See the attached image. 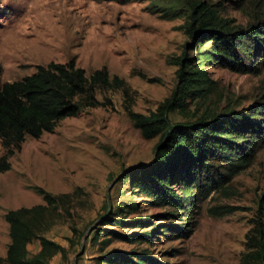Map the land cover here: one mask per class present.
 <instances>
[{"label":"rangeland","instance_id":"obj_1","mask_svg":"<svg viewBox=\"0 0 264 264\" xmlns=\"http://www.w3.org/2000/svg\"><path fill=\"white\" fill-rule=\"evenodd\" d=\"M128 1L0 0L1 83L20 81L37 66L73 60L86 76L106 68L129 89L127 100L121 90L96 91L105 108L84 109L38 140L26 137L21 150L9 158L10 170L0 174V258L10 242L4 215L45 206L37 188L53 196L68 195L47 209L40 229L66 250L65 257L57 254L50 264H97V258L112 251H147L167 264H242L248 252L245 245L264 196V142L224 186L206 198L197 197L195 207L185 210L160 206L125 179L129 170L155 160L160 142V137L143 139L125 107L142 115L154 112L177 86L173 59L185 51L195 53L189 47L186 0ZM200 1L220 4L221 17L233 27L246 30L264 23V0ZM163 8L179 9L180 16L167 21L153 13ZM246 64L254 72L236 74L205 64L213 81L210 94L188 101V114L172 113L171 122L247 113L264 104V59ZM4 153L0 145V157ZM174 190L178 195L190 192ZM135 220L146 223L128 224ZM133 233L150 234V242L121 239ZM39 249L38 241L31 243L29 256Z\"/></svg>","mask_w":264,"mask_h":264},{"label":"trees","instance_id":"obj_2","mask_svg":"<svg viewBox=\"0 0 264 264\" xmlns=\"http://www.w3.org/2000/svg\"><path fill=\"white\" fill-rule=\"evenodd\" d=\"M186 4L189 47L195 53L191 56L185 51L173 59L172 65L178 68L175 90L148 115L134 113L129 106L125 107L143 139L160 137L155 160L129 170L125 179L160 206L174 210L195 207L197 197L206 198L210 192L224 186L251 160L258 144L264 142L261 119L264 104L248 109L247 113H213L198 118L193 116L195 119L190 122H171L169 116L172 113L188 114V101L203 100L210 94L213 81L203 68L205 64L236 74H248L254 69L249 68L246 61L264 59V23L242 30L221 17L220 4L200 0H186ZM156 12L167 21L180 16V10L176 8L153 11ZM205 43L211 45L199 49ZM140 77L146 79L144 75ZM148 82L156 81L148 79ZM98 90H121L125 100L129 97L125 81L117 76L110 77L106 68L86 76L84 69L76 67L73 60L65 64L50 62L46 66H37L33 74L20 81L1 83L0 80V145L5 149L0 157V174L10 170L8 160L15 151L21 150L26 137L38 140L43 134L52 133L60 121L75 118L84 109L105 108L107 104L95 98ZM175 187H179L182 193L190 192L178 195ZM35 192L45 206L20 208L4 215L10 242L0 264H50L55 255L66 256V250L41 235L40 229L47 209L59 205L68 195L53 196L40 188ZM258 215L251 236L247 238L245 247L248 252L242 264H259L264 258V196L259 203ZM111 221L123 223L115 219ZM142 223L146 222L135 220L128 224ZM121 239L129 243H149L151 237L147 233H133L123 235ZM34 241L39 242L40 249L30 257L28 246ZM96 262L167 264L147 251H112L97 258Z\"/></svg>","mask_w":264,"mask_h":264}]
</instances>
